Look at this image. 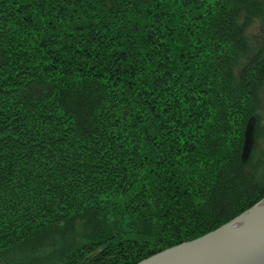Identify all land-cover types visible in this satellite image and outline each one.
<instances>
[{
    "label": "trees",
    "instance_id": "trees-1",
    "mask_svg": "<svg viewBox=\"0 0 264 264\" xmlns=\"http://www.w3.org/2000/svg\"><path fill=\"white\" fill-rule=\"evenodd\" d=\"M258 18L264 0H0V256L136 264L264 198Z\"/></svg>",
    "mask_w": 264,
    "mask_h": 264
},
{
    "label": "water",
    "instance_id": "water-1",
    "mask_svg": "<svg viewBox=\"0 0 264 264\" xmlns=\"http://www.w3.org/2000/svg\"><path fill=\"white\" fill-rule=\"evenodd\" d=\"M254 122L247 123L241 159L247 161L254 143ZM136 264H264V198L221 226L172 245Z\"/></svg>",
    "mask_w": 264,
    "mask_h": 264
},
{
    "label": "rangeland",
    "instance_id": "rangeland-1",
    "mask_svg": "<svg viewBox=\"0 0 264 264\" xmlns=\"http://www.w3.org/2000/svg\"><path fill=\"white\" fill-rule=\"evenodd\" d=\"M262 34H264V19L262 20L261 18H258L247 29V39L249 45L253 46L255 43H258L259 37H261ZM239 60L243 61V58H240ZM258 104L259 107L256 109V114L258 115V119L256 121L257 133L255 136L256 139L253 147L252 159L254 161H259L261 178H264V88H261L260 100ZM123 228H127L126 221L123 224ZM12 258L13 259L0 256V264H14V262H17L19 259L18 256H13ZM29 260H31V258H29ZM25 262H27L26 259ZM35 262L37 261L35 260Z\"/></svg>",
    "mask_w": 264,
    "mask_h": 264
}]
</instances>
